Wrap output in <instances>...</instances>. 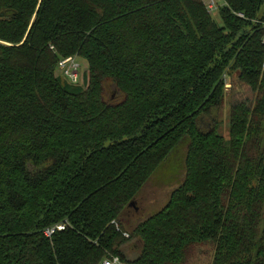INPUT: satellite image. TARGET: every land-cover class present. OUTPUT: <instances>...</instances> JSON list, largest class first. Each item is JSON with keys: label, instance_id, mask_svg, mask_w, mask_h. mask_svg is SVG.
Here are the masks:
<instances>
[{"label": "trees", "instance_id": "1", "mask_svg": "<svg viewBox=\"0 0 264 264\" xmlns=\"http://www.w3.org/2000/svg\"><path fill=\"white\" fill-rule=\"evenodd\" d=\"M263 5L224 0L220 25L205 0H0V264H187L206 243L264 264ZM183 142L182 183L136 219Z\"/></svg>", "mask_w": 264, "mask_h": 264}, {"label": "rangeland", "instance_id": "2", "mask_svg": "<svg viewBox=\"0 0 264 264\" xmlns=\"http://www.w3.org/2000/svg\"><path fill=\"white\" fill-rule=\"evenodd\" d=\"M209 0H205L208 2ZM217 6L211 12L214 19L221 25L222 19L220 16V7L223 6L224 0H216ZM264 9V5H263ZM82 63L81 80L73 87L78 90L85 87L83 81L88 80V65L83 58L72 55ZM68 57V56H67ZM60 74V72H59ZM61 76V74H60ZM61 78L66 81L62 76ZM227 87L233 84L231 77H226ZM236 95L239 97L238 91L231 88L227 100L223 108L218 113V132L225 138H229L230 131V102ZM187 152L186 143H181L172 152V154L159 166V168L152 174L147 183L138 194L140 200V210L136 215V219H145L156 212H158L169 200L171 193L182 183L184 178L185 157ZM137 209V208H136ZM138 210V209H137ZM215 246L212 243L197 245L194 254L187 264H211L214 256Z\"/></svg>", "mask_w": 264, "mask_h": 264}, {"label": "built area", "instance_id": "3", "mask_svg": "<svg viewBox=\"0 0 264 264\" xmlns=\"http://www.w3.org/2000/svg\"><path fill=\"white\" fill-rule=\"evenodd\" d=\"M207 8L210 12H212L216 6V0H209L206 2ZM241 17L244 15L239 13ZM81 67L82 63L78 61V59L74 56L61 57L59 59L57 69L59 70L61 76L72 84H77L81 80ZM264 67V62H263ZM67 227V222L64 221L62 223L56 224L52 227H49L44 230V234L47 237H52L56 231H61ZM99 264H133L129 262H124L119 255H114L111 258H106L101 261Z\"/></svg>", "mask_w": 264, "mask_h": 264}, {"label": "water", "instance_id": "4", "mask_svg": "<svg viewBox=\"0 0 264 264\" xmlns=\"http://www.w3.org/2000/svg\"><path fill=\"white\" fill-rule=\"evenodd\" d=\"M14 13H15L14 10H8V11L2 13V14L6 15V16H10V15H12V14H14ZM131 204L134 205L133 203H131Z\"/></svg>", "mask_w": 264, "mask_h": 264}]
</instances>
